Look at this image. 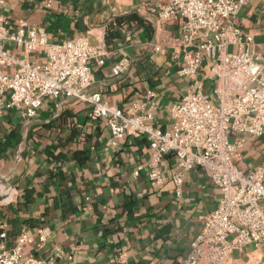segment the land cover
Listing matches in <instances>:
<instances>
[{
	"label": "crops",
	"instance_id": "obj_1",
	"mask_svg": "<svg viewBox=\"0 0 264 264\" xmlns=\"http://www.w3.org/2000/svg\"><path fill=\"white\" fill-rule=\"evenodd\" d=\"M165 0H7L5 14L45 29L49 41L87 36L103 45L106 61L92 64V91L130 111L135 102L153 113L152 123L173 127V105L189 80L179 74L162 34L177 36L178 19L160 21L150 7ZM242 30L264 44V0H249L239 15ZM132 36L126 40V33ZM19 55L20 48L12 47ZM29 57L46 59L45 47ZM123 57L129 68L119 75ZM91 105L77 99L46 97L28 119L16 108L0 114V232L17 245L25 231V256L36 254L62 264H178L191 250L204 219L221 192L202 167L188 172L177 193L172 176L177 158L166 154L161 185L148 176L153 151L144 135H113L105 118L89 116ZM238 165L264 164V134L244 135ZM138 171V173H136ZM264 207V203H263ZM51 234L41 243L38 229ZM239 264H264V242L232 253Z\"/></svg>",
	"mask_w": 264,
	"mask_h": 264
},
{
	"label": "built area",
	"instance_id": "obj_2",
	"mask_svg": "<svg viewBox=\"0 0 264 264\" xmlns=\"http://www.w3.org/2000/svg\"><path fill=\"white\" fill-rule=\"evenodd\" d=\"M6 1L0 0V114L16 108L30 119L46 97L77 99L91 105V119L105 118L115 137L148 138L153 151L148 176L153 184L166 181L160 163L168 153L177 158L172 179L179 194L186 174L202 167L221 196L178 264H239L232 256L235 250L264 242V164L248 170L238 165L244 135L264 134V44L260 49L239 22L249 0H165L150 7L160 21L179 20L180 33L162 34L156 47L170 49L179 74L189 80L172 107L173 127L168 130L152 123L153 113L144 104L135 102L125 111L91 90L92 64H104L108 54L103 45L92 44L87 36L49 41L44 28L10 19L4 11ZM131 36L128 31L125 39ZM42 46L46 59L32 60L29 55ZM129 64L123 57L113 72L124 73ZM38 234L43 243L51 230L41 227ZM29 241L32 237L23 231L10 248L2 230L0 264H62L36 254L25 256L23 244Z\"/></svg>",
	"mask_w": 264,
	"mask_h": 264
},
{
	"label": "rangeland",
	"instance_id": "obj_3",
	"mask_svg": "<svg viewBox=\"0 0 264 264\" xmlns=\"http://www.w3.org/2000/svg\"><path fill=\"white\" fill-rule=\"evenodd\" d=\"M211 94H212V91H211Z\"/></svg>",
	"mask_w": 264,
	"mask_h": 264
}]
</instances>
